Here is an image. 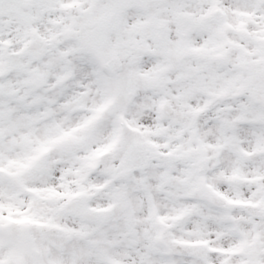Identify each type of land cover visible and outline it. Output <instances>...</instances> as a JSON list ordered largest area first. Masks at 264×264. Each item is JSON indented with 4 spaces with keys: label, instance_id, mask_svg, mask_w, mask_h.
<instances>
[{
    "label": "snow or ice",
    "instance_id": "1",
    "mask_svg": "<svg viewBox=\"0 0 264 264\" xmlns=\"http://www.w3.org/2000/svg\"><path fill=\"white\" fill-rule=\"evenodd\" d=\"M0 264H264V0H0Z\"/></svg>",
    "mask_w": 264,
    "mask_h": 264
}]
</instances>
